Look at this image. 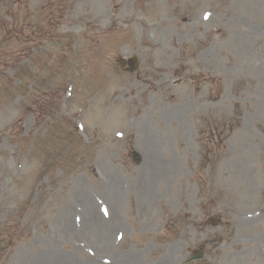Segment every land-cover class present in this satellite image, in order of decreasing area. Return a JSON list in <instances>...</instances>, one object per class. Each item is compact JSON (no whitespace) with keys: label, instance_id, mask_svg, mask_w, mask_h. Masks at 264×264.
I'll list each match as a JSON object with an SVG mask.
<instances>
[{"label":"rangeland","instance_id":"rangeland-1","mask_svg":"<svg viewBox=\"0 0 264 264\" xmlns=\"http://www.w3.org/2000/svg\"><path fill=\"white\" fill-rule=\"evenodd\" d=\"M171 259L264 264V0H0V264Z\"/></svg>","mask_w":264,"mask_h":264},{"label":"bare ground","instance_id":"bare-ground-1","mask_svg":"<svg viewBox=\"0 0 264 264\" xmlns=\"http://www.w3.org/2000/svg\"><path fill=\"white\" fill-rule=\"evenodd\" d=\"M147 138H149V139H153L154 137H151V136H148ZM151 142V141H150ZM150 146L151 147H153L154 145L153 144H150ZM148 150H150V152H152L151 150H153L152 148H147ZM152 154V153H151ZM150 154V155H151ZM160 162H164V160H162V159H156L154 156H151L150 157V159H149V164H148V166H147V169L149 170V169H155L156 168V166H154V164H156V165H159L160 164ZM157 169L158 168H156V171H157ZM157 174H163V173H159V172H156ZM172 262V259L169 261V264Z\"/></svg>","mask_w":264,"mask_h":264}]
</instances>
